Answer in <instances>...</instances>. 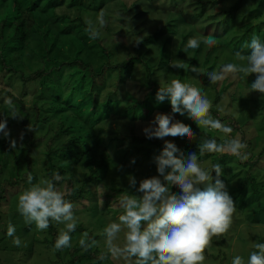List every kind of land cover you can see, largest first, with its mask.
Returning a JSON list of instances; mask_svg holds the SVG:
<instances>
[{
    "label": "trees",
    "instance_id": "1",
    "mask_svg": "<svg viewBox=\"0 0 264 264\" xmlns=\"http://www.w3.org/2000/svg\"><path fill=\"white\" fill-rule=\"evenodd\" d=\"M90 1L92 5L97 2V0ZM103 1L104 5L95 9L93 6L79 4L77 0H72L67 8L58 10L57 0H0V73L9 79L19 75L24 84L30 82L38 84L37 93L32 100V110L27 109L23 97L12 90V84L6 82L5 87L0 89V95L9 98L13 108L16 105L19 106V114L23 116V119L8 118L10 138H4L0 134V206L7 199L5 194L10 188L28 184L29 173L33 176V183H35L40 178H51L53 172H58L62 180L55 182L56 187L65 194L67 200L75 205L74 211L83 208L85 212L93 215V208L98 206L95 201L94 187L103 181L104 176L111 168L115 149L133 152L138 154V157L140 154H145L152 162L150 168H154L153 171L157 172L154 158L162 151L164 141L155 138L147 139L136 126L131 127L126 135H123L124 133L119 129L117 122L115 127H104L102 123H110L108 118L111 116L110 111L113 108L110 110V107L113 102L111 95L107 99H103V102L98 100L99 93L94 88L96 79L103 77L108 72L115 71L120 74V79L125 78L124 76L129 78L133 74L136 64H141L146 70L145 82L141 84L146 87L145 95L141 99L126 96L132 101L126 105L125 117L129 116V110H135L133 117L130 118L131 121L136 122V125L137 123H148L150 114L156 110L160 113H171L170 101L165 100L160 103L156 99V93L160 87V81H162L158 75L159 68L169 66L172 60L181 59L186 63L187 57L192 59L191 55L185 53L183 49L187 41L196 34L202 36L198 53L203 50L205 37L212 36L216 40L214 46L206 47L205 64L210 57L216 55L217 58L218 50H215L222 47L219 45L223 39L220 34L215 33L214 30L207 34V29L212 25L211 20L212 22L218 20L216 15L208 13L207 6L210 4L208 0H194L201 9L198 8L191 16L195 23L188 21L189 13L183 9L188 5L189 0H115L114 5L120 9L122 14L124 12V17H117L116 20L119 21V24L122 22L128 24L123 28L126 33L132 32L134 44L130 49L119 36L111 38L112 54L119 49L127 51V57L123 61H112L111 57L113 56L110 57L105 46L108 44V37H104L102 32L103 30L109 32L111 28L108 5L112 7L113 4H110L111 0ZM158 3L163 6L160 7L161 5ZM179 4L182 8L177 12ZM237 6L236 3L231 9L237 8ZM244 7H247L245 3L240 6L242 9ZM160 10H169L168 18L160 22L154 29H149L150 25L154 24V20L150 21L149 19L153 18ZM84 11L93 12L96 21L101 11L105 13L106 24L104 29H99L101 34L95 40L103 48V54L108 57L105 55L107 60L104 61V58V62L98 67L89 60L91 58H87L86 55L82 56L84 50L91 47L89 45L91 40L87 45L86 38L77 36L82 47L77 48L75 54L66 47L62 40L66 36L69 37L75 27H82L80 30L87 35L85 19L82 16ZM56 24L62 25L63 30L59 31ZM146 26L149 27L146 29ZM253 26H247V36L252 33ZM202 27L206 28V31L200 33L198 30ZM32 60L37 63V68H33L35 66L31 63ZM192 62L189 61V63ZM197 62L194 61L195 65H198ZM226 64L229 62L221 64L220 69ZM221 98L222 92L218 91L214 98V104H219ZM117 99L121 101L118 96ZM247 105L250 109L253 107L255 111L264 110V101L258 103L257 97L253 102L249 101ZM94 107L96 108L93 109ZM139 108H145L147 111L146 116L141 118L142 121L136 117ZM96 109L99 114L97 116ZM8 115L7 106L0 102V120ZM210 115L214 119H219L222 124L230 126L232 132L224 134L210 128L200 129L194 121L190 120L184 123L190 125L194 137L192 139L175 137L172 141L185 156L192 152L197 153L198 162L202 164V168L211 171L213 166L219 163L223 169L221 178L226 179L225 182H231L235 178L237 180L232 182L237 189L245 191V193L251 189V197L260 195L264 174L262 173L263 169L259 170L257 167L260 160L264 158V148L257 155L255 154L253 140L248 138L246 130L234 115H223L219 110L213 109H210ZM236 137H239L241 142L247 145V148L243 150L248 155L246 160L226 153L199 155L198 145L205 139H215L217 143H222ZM11 139L17 141L16 149L10 148ZM41 146H44L42 150L44 172L37 168L39 159L36 157V153ZM111 147H113V152L110 151ZM229 157L235 159L228 161ZM148 169H146V173L150 174ZM213 176L215 177V172H213ZM111 189L115 192L135 194V191L129 188L112 185ZM176 190L180 191L178 188ZM257 213L258 211L255 212V215ZM59 230L56 223H51L44 242L54 247ZM75 232H87L89 240L99 241L100 238L99 233L81 221H78L76 230L71 235ZM221 242L225 244L229 241L223 239ZM101 252L97 246L84 251L79 242L76 244L71 242V247L56 251L58 256L67 255L72 264L84 259L90 260L91 263L102 262L99 259ZM0 264H4L1 258Z\"/></svg>",
    "mask_w": 264,
    "mask_h": 264
},
{
    "label": "clouds",
    "instance_id": "2",
    "mask_svg": "<svg viewBox=\"0 0 264 264\" xmlns=\"http://www.w3.org/2000/svg\"><path fill=\"white\" fill-rule=\"evenodd\" d=\"M97 20L100 28L106 24L105 13L101 11ZM85 32L90 40L99 38L100 31L91 19H85ZM200 41L190 38L184 52L200 47ZM203 44L212 47L216 40L212 36L205 37ZM244 48L250 49L247 56L237 52L236 56L246 60L244 65L229 63L220 72L206 73L210 84L223 81L227 74H242L241 78L256 74L250 84L251 92L260 93L264 97V43L255 34L246 41ZM171 68L192 71L198 75L201 68L189 66L182 61L172 60ZM156 99L162 103L170 101L171 113H156L154 119L143 128L147 139L164 141L162 151L156 156L155 163L158 175L139 181L134 175H128L130 188L136 194H122L118 198V206L122 214L118 222L108 223L102 230L105 251L99 255L101 261L106 259H122L125 264H204L205 250L210 246L213 237L225 235L233 222L236 211L235 203L226 185L221 179L223 169L219 163L211 171L200 166L198 154L195 152L184 155L182 150L166 137L192 139L194 132L190 125L175 119V114L186 116L194 121L200 129H214L230 134L232 128L222 124L219 119L210 115L211 102L206 94L191 84L178 79L167 84L160 81ZM9 105V115L0 120V134L10 138L8 118L23 119L17 110ZM30 130H32L29 127ZM17 141L10 140V148L16 149ZM199 155L205 153H226L238 159L246 160L247 148L239 137L217 143L215 139H205L198 145ZM135 163V160L132 161ZM215 172V177L213 176ZM62 177L53 172L51 178H42L33 183V176L28 174L30 187L19 194L17 211L23 216L26 224H34L39 231L47 230L51 223L63 224L59 230L53 251H62L71 247V233L76 230L78 219L74 214L75 205L65 198L58 190L56 183ZM179 192H173V188ZM123 232V243L117 244L119 234ZM15 227L9 223L7 236L19 247L21 239L15 235ZM95 239L89 240L88 233L82 234L79 244L84 251L98 246ZM246 264H264V243H256ZM232 264H245L243 257L237 255Z\"/></svg>",
    "mask_w": 264,
    "mask_h": 264
},
{
    "label": "rangeland",
    "instance_id": "3",
    "mask_svg": "<svg viewBox=\"0 0 264 264\" xmlns=\"http://www.w3.org/2000/svg\"><path fill=\"white\" fill-rule=\"evenodd\" d=\"M109 0H107L108 2ZM210 4L207 6L209 9L208 13L216 15L218 18L217 21L212 22V25L209 29H207V34L209 31L214 30L215 33L220 34L222 36V42L219 43L221 48L214 49L217 51L218 56L216 55L209 58L207 64L204 63V59L206 57L205 50L206 45H203L202 51L198 53V49H189L187 52L191 55L192 59H186V63L189 66H197L201 68V73L198 75L192 71H185L183 69H175L171 68L170 66H162L159 68L158 75L162 78V81L167 84L170 80L178 79L183 83H188L197 87L201 90L202 94H206L207 98L211 102V108L213 110H219V112L223 115L231 114L236 117V119L241 123L244 130H246L248 138L253 140V151L257 155L262 148H264V110L262 111H255L252 107L250 109L247 105L249 101H252L257 97L258 103L264 101V97L261 96L260 93L251 92L250 84L255 80L256 74H252L249 77L241 78L242 74H227L226 78L223 81H220L216 84H210V81L206 75L208 72H220V65L229 62L234 63L238 66L244 65L247 63L246 60H241L239 57L236 56V53L239 52L244 56H247L250 49L244 48L243 45L246 41H250L253 35L255 34L262 43H264V0H208ZM79 4H86L88 6H93V8L98 9L100 5H104L103 0H97L96 3L93 5L91 4L90 0H77ZM148 2V1H147ZM72 3V0H57L56 6L58 10H62V8H67ZM115 0H111L110 4L113 6L108 5V11L110 14L109 25L110 30L107 32L103 30L102 34L104 37H108V44H106V51L109 52L112 61L121 62L127 57V51L125 49H119L118 51H114L112 54V39L115 36H119L121 41L130 49L133 48L134 42V35L131 31L125 32V28L128 26L127 23L119 24V21L116 20L117 17H124L121 13L120 9H118L115 5ZM144 4V1H142ZM238 4L237 8H232L233 5ZM247 6L243 9L240 6L243 5ZM60 4V6H58ZM156 4V3H155ZM163 6V4L158 3V5ZM155 6L154 4H152ZM115 6V7H114ZM178 8L176 11L178 12L179 9L182 7L177 6ZM120 8V7H119ZM200 9V5L197 4L194 0H189L188 5H186L183 9L185 12L189 13L187 17L190 23H195L191 16ZM118 9V10H117ZM168 9V8H167ZM173 10V9H172ZM201 10V9H200ZM238 10V11H237ZM119 12V13H118ZM169 10L163 11L160 10L157 14L151 17L149 20H154V24L146 26L147 29L149 27L154 29L160 22L164 19L168 18ZM75 14V12H73ZM82 16L84 19H91L93 23L96 25L98 29H100L98 20L93 16V12L91 11H84L82 12ZM146 16V15H145ZM233 17V18H232ZM215 18V19H216ZM148 20V21H149ZM196 24H198L196 22ZM47 25V23H45ZM249 25L253 26V31L250 35L247 36L246 28ZM62 25L56 24V28L59 31H62ZM197 27V26H196ZM203 28V27H202ZM199 28V32L203 33L206 31V28ZM82 27H75L72 29L71 34L69 37H64L62 40L65 42L66 47L74 52L77 48L82 47L79 44L77 36L81 38H86L85 41L88 45L90 39L88 38V34L86 35L83 31H81ZM104 29V27H103ZM147 32L146 30H144ZM128 37H124V36ZM114 37V38H113ZM201 34L195 35L192 38H196L200 41ZM88 38V39H87ZM84 41V40H83ZM111 44H110V43ZM91 46L89 49H85L83 55H86L90 61H92L95 66H100L102 62L107 60V55L103 54V48L101 45L98 44L96 40H91L89 42ZM218 45V46H219ZM157 47V46H156ZM102 52V53H101ZM67 53V52H66ZM197 53L199 54L197 56ZM196 54V55H195ZM107 57H106V56ZM220 55V56H219ZM194 57V58H193ZM105 58V60H104ZM177 58H179L177 56ZM176 59V58H175ZM104 60V61H103ZM198 60V62H197ZM178 61H181V59ZM189 61H193L189 63ZM194 61L197 62L198 65H195ZM101 62V63H100ZM31 63L35 66L33 68H37L38 65L35 61H31ZM145 73L146 70L141 64H136L133 74L127 78L120 79V74L118 72H108L103 77L96 79L94 88L98 90L99 93V101L103 99H107L109 95L112 98V106L110 107V123L104 122L102 125L104 127L108 126H117L119 125V129L126 135L129 133L131 127H135L140 131L143 132V128L146 127L155 117L158 110L154 113L150 114L149 122L148 123H133L131 121V117L135 110H129V116L125 117L126 113V105L132 101L129 100L127 97H134L141 99L145 95L143 84L145 82ZM8 82L12 84L13 91L22 96L27 109L32 110L33 106V98L37 93V82H30L28 84L22 83L19 75H15L14 78H7L3 74L0 73V89L5 87V83ZM130 91V92H129ZM218 91L222 92V98L219 104H214V98L216 97V93ZM128 95H127V94ZM255 93V94H254ZM121 99L119 101L117 99ZM4 95H0V102L4 103L7 106V111L9 112V105L5 103V101L9 98L5 97ZM7 98V99H6ZM239 100H237V99ZM10 100V99H9ZM135 100V99H134ZM119 101V102H118ZM103 102V101H102ZM102 104V103H100ZM93 107V106H91ZM94 107L93 109H95ZM19 112L20 107L16 105L14 108ZM103 111V107H102ZM160 111V110H159ZM147 111L145 108H139L136 112V117L142 121L141 118L146 116ZM254 113V114H253ZM253 114V115H252ZM99 115L96 109V116ZM177 115V116H176ZM175 119L184 122H188L191 119H188L186 116H181L179 114H175ZM216 119V118H215ZM107 120V119H105ZM192 121V120H191ZM117 122V124H116ZM138 122V121H137ZM216 131V130H215ZM41 135V134H40ZM165 139L174 140L175 137H166ZM127 146L129 144H126ZM44 146H41L39 150H37L36 157L39 159V163L37 164V168L43 170V155L42 150ZM113 150L111 147L110 151ZM115 149L113 152V162L111 168L104 176L103 181L100 184H97L94 187L95 192V201H97L96 207L93 208V215L91 213L85 212L83 208L80 210L74 211L75 216L77 217L78 221L84 222L88 227L95 230V232L100 234L98 248L101 251H105L104 240L101 236L102 230L104 227L113 221L118 222V217L122 214V209L118 206V198L122 194L127 193H120L115 192L111 189L112 185L114 187H122V188H130L128 175L132 174L137 179V187L139 186V181L144 178H150L151 175L156 176L158 174L156 171L154 172V168H150L152 162L147 158L145 154H135L133 152L126 151L124 149ZM144 153V152H143ZM235 158L229 157V160H233ZM135 160V163L132 161ZM201 167L202 164H200ZM149 168V169H148ZM259 170L263 169L264 174V158H262L257 167ZM145 169V170H143ZM146 169L149 170L148 174L146 173ZM151 169V172H150ZM262 174V176H263ZM229 177V175H228ZM42 179V178H40ZM226 185L227 191L231 195L234 200L236 211L233 214V222L229 231L221 236V237H213L210 243V246L205 250V261L204 264H232V259L234 256H241L243 257L245 264L247 262L249 254L255 250L254 245L256 243H264V181L262 182L263 188H261V194L255 197H251L250 193L252 190L250 188L249 192L245 193L240 189H237L235 184L232 181L237 179L233 178L231 182H228L221 178ZM36 183V182H35ZM30 187L29 184L25 186H21L18 188H10L8 192H6V200L2 202L0 206V258L2 259L4 264H72L69 262V257L67 255L58 256L56 251H53V247L49 245L47 242H44L45 237L48 236L47 230L39 231L36 229L35 225L26 224L22 215H20L17 211V203L18 197L21 192H23L26 188ZM177 188H173V192H177ZM247 189V190H248ZM135 194L137 193L135 191ZM142 195V194H141ZM91 209V208H90ZM258 213L255 215V212ZM11 223L15 229V235L21 239V246L17 247L12 243V239L7 236V226ZM59 229L64 227L63 224H56ZM84 232H75L71 235L72 243L76 244L82 237ZM223 239L228 240L229 242H225L223 244L221 241ZM219 242H221L219 244ZM117 244L123 243V232H121L118 236L116 241ZM224 259L225 262H224ZM73 264H125V261L122 259H106L102 262H92L90 260H81L77 263Z\"/></svg>",
    "mask_w": 264,
    "mask_h": 264
}]
</instances>
